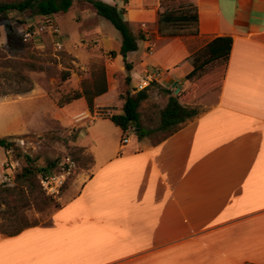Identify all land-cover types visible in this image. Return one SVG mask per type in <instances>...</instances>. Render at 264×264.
<instances>
[{
	"label": "crops",
	"instance_id": "1",
	"mask_svg": "<svg viewBox=\"0 0 264 264\" xmlns=\"http://www.w3.org/2000/svg\"><path fill=\"white\" fill-rule=\"evenodd\" d=\"M104 1L125 11L137 37L130 72L119 54L122 38H101L93 4L67 19L76 29L63 30L59 14L53 20L58 43L82 69L97 54L76 42L94 40L113 52L105 65L108 92L128 74L135 88L152 69H161L164 87L185 89L193 66L183 61L231 36L221 85L204 93L198 116L159 143L144 145L137 136L135 143L81 144L92 156L84 178L69 188L51 223L0 233V264H264V0H190L199 33L172 37L158 31L161 0ZM82 112L91 113L87 102L67 115Z\"/></svg>",
	"mask_w": 264,
	"mask_h": 264
},
{
	"label": "rangeland",
	"instance_id": "2",
	"mask_svg": "<svg viewBox=\"0 0 264 264\" xmlns=\"http://www.w3.org/2000/svg\"><path fill=\"white\" fill-rule=\"evenodd\" d=\"M74 1L75 8L69 14L58 13L63 30H68L69 27L76 29L78 23L67 22V19L77 14L84 16L82 12L85 14L88 11L86 6L90 7L89 0H73V3ZM179 3L180 0H174L170 2V5L178 7ZM162 8L165 9L163 6ZM49 20L52 19L33 15L30 11H8L0 14V138L10 137L14 143L9 149L0 146V233L3 235L6 234L1 229V223H7L6 217L14 214L8 213L9 207L1 202L9 189H15L16 192L21 188L30 190L29 184L21 177L25 169L47 168L51 163H56L50 172L45 175L40 173L34 179L37 188L36 197L21 200L15 196L16 194L8 196L12 207H16L20 214L23 213L25 220L32 224L45 225L51 223L56 205L61 206L65 202V195L69 188L78 183L76 182L78 179L84 178L86 169L92 163L91 154L81 144L91 139L94 140L93 144L102 141L115 144L120 140L123 143L122 140L125 137L136 142L137 135L134 128L124 134L109 118L112 114L122 111L123 97L128 90L139 91L137 87L131 88L126 77L122 78L120 87H112L102 98L107 102L100 106L94 105L91 113L82 112L74 116L72 120L68 118V112L86 108L84 100H74L64 106L67 113L62 110L64 107L58 106L57 101L63 96L76 90L81 91L88 86L92 74L98 76L101 69L105 68L107 58L98 42L89 40L92 42L87 46L83 44L85 40L76 42L78 47L94 49L97 54L89 61L86 69L77 66L74 63V57L57 41L56 35L60 31L52 33L48 27L38 31V28ZM99 21L101 38L103 36V38L111 39L116 35L121 37L120 32L105 17L100 16ZM51 22L54 23V20ZM28 32L31 36L25 37V33ZM153 48L156 51V47ZM142 49L143 46H141ZM106 53L114 56L111 51ZM131 55L132 58H136L139 53ZM9 59H16L35 67L31 70L23 67L22 70L23 73L28 74L33 83L32 91L21 95L6 94L18 90L22 85L16 77L11 76L16 70L21 69L22 65L20 63L12 65ZM224 71V65L220 63L214 62L208 65L207 74L199 81V84L204 82L203 85L206 86L204 89H199L197 93L196 85H190L185 89L178 87L180 85L170 87L168 89L171 93L167 94L157 86V81L148 84L146 87H149V96L141 106L142 126L149 130V134L142 139L144 145L156 143L167 133L159 129V124L161 110L167 105L170 95L179 94L182 103L198 109L201 113L205 109L200 102L204 93L211 91L216 93L224 77ZM65 73L69 75L66 80H63L62 75ZM189 92L194 93L192 98L188 97ZM99 117L104 118L95 120ZM96 128L98 131L95 132ZM88 130H90L89 136L85 135ZM99 131L103 134L102 137L98 134ZM68 160L74 161L75 167L60 193L49 194L43 185L42 178L58 172L61 164ZM40 193L47 198V201L40 197Z\"/></svg>",
	"mask_w": 264,
	"mask_h": 264
},
{
	"label": "trees",
	"instance_id": "3",
	"mask_svg": "<svg viewBox=\"0 0 264 264\" xmlns=\"http://www.w3.org/2000/svg\"><path fill=\"white\" fill-rule=\"evenodd\" d=\"M174 0H161V6L165 7L163 11L159 13L158 17V31L163 36H185V35H197L199 33V18L197 8L194 6L190 0H180L178 7L170 5V2ZM93 4L98 15L105 17L109 20L115 28L121 34V48L119 54L122 56L125 62V67L127 72L132 69V64L127 61V56L129 52L138 49L137 37L131 31L128 21L124 18L125 11L119 9L117 5L108 3L104 0H89ZM73 6V0H11V1H0V14L7 13L8 11H18L25 12L30 11L33 15L44 16L51 18L53 20L54 15L60 12H68ZM49 20V21H52ZM233 39L231 36H218L210 41L205 47L187 57L183 62H189L193 66V70L188 74L187 79L192 82V86L196 85L197 92L199 89H204L203 84H199V81L207 74L208 65L214 62L220 63L226 67L232 48ZM12 65L20 63L21 69L16 70L11 76L16 77L21 87L11 93L13 95L26 94L34 89L33 83L28 76V74L23 73L24 69L31 70L35 67L31 64H27L16 59H9ZM27 64V65H26ZM225 73V71H224ZM68 73L62 75L63 80L68 78ZM128 83L131 81V77L128 74L126 76ZM1 82V81H0ZM157 86L161 88L165 93L170 94L171 91L157 83ZM148 89L146 87L143 90L136 92L128 90L127 94L123 97L124 103L122 105V111L119 113L112 114L109 118L117 126H119L123 133L127 132L129 129L134 128L136 135L139 139H143L149 133V130L142 126L141 119V106L142 103L148 98ZM109 90L108 80L105 68L101 69L100 74L93 75L88 86H85L83 90H76L73 93H69L58 100V106L64 107L67 104L78 100L80 98H85L87 102L88 109L93 112L95 99ZM190 98L194 96V93L189 92ZM199 115V110L190 107L180 101V95H170L167 105L161 110V119L159 124V129L166 131L167 133L163 138H161L156 143L165 140L167 137L173 135L175 132L179 131L185 124L190 120ZM10 137L0 138V146L9 149L13 146V142ZM28 160L30 158L28 157ZM56 163H51L47 168L40 169H25L22 173V179L24 182L29 184L30 190H25L21 188L18 192L15 189H9L5 193L3 198V204L9 207L10 214L13 216H7V223H1V229L3 233L8 236L16 235L22 232L24 229L37 225L30 223L25 220L23 213L20 214L16 207H12L10 199L8 196L14 195L19 197L21 200H28L36 197L35 192L37 188L35 186L36 176L40 173L47 174L50 172ZM39 184V180H38ZM47 201V198L43 194H39ZM38 195V196H39ZM56 205V209L59 208ZM5 212V211H4Z\"/></svg>",
	"mask_w": 264,
	"mask_h": 264
},
{
	"label": "built area",
	"instance_id": "4",
	"mask_svg": "<svg viewBox=\"0 0 264 264\" xmlns=\"http://www.w3.org/2000/svg\"><path fill=\"white\" fill-rule=\"evenodd\" d=\"M145 26V24H143ZM50 28L52 33L59 32V27L52 23L51 21H48L46 23H43V25L38 28L39 30H45L46 28ZM31 36V34L25 33V37ZM154 45L149 46V50H153ZM105 57L107 59H112V55L110 53H105ZM162 75L161 69H152L147 70L146 74L140 79L139 84L136 86L139 90H143L146 88L148 84H150L153 81H157ZM128 137L123 138V143L128 142ZM75 167V162L72 160H68L67 162L61 164L60 170L58 172H54L51 174H48L42 178L43 185L46 189V191L49 194H58L60 193L61 188L65 184L68 176L71 174L72 169Z\"/></svg>",
	"mask_w": 264,
	"mask_h": 264
}]
</instances>
